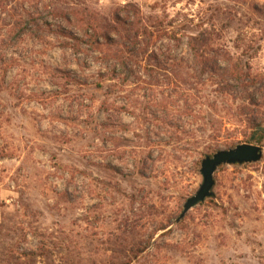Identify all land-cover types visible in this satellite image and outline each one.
Masks as SVG:
<instances>
[{
    "label": "rangeland",
    "instance_id": "1",
    "mask_svg": "<svg viewBox=\"0 0 264 264\" xmlns=\"http://www.w3.org/2000/svg\"><path fill=\"white\" fill-rule=\"evenodd\" d=\"M0 264H264V0H0Z\"/></svg>",
    "mask_w": 264,
    "mask_h": 264
},
{
    "label": "water",
    "instance_id": "2",
    "mask_svg": "<svg viewBox=\"0 0 264 264\" xmlns=\"http://www.w3.org/2000/svg\"><path fill=\"white\" fill-rule=\"evenodd\" d=\"M261 158L262 148L249 144L237 145L232 149L220 150L211 156H205L200 162L202 182L195 194L185 201L182 212L175 223H178L193 207L213 195L214 173L220 166L252 164L259 162Z\"/></svg>",
    "mask_w": 264,
    "mask_h": 264
},
{
    "label": "trees",
    "instance_id": "3",
    "mask_svg": "<svg viewBox=\"0 0 264 264\" xmlns=\"http://www.w3.org/2000/svg\"><path fill=\"white\" fill-rule=\"evenodd\" d=\"M72 15H74L75 16V14H72ZM64 19H65V21H67V22H69L70 21V19L68 18V17H64ZM75 23L77 24V25H80L81 23H82V20H77L76 19V21H75ZM197 39H189L188 40V42H187V47L190 49V50H194L195 51V49L197 48ZM201 44L203 43V42H200ZM195 56H196V54H194ZM245 75V77H243L242 79H240L242 82H245V81H247V82H251V79H250V76L248 75V74H244ZM249 85V84H248ZM248 85H246V87H248ZM260 144H261V141H260Z\"/></svg>",
    "mask_w": 264,
    "mask_h": 264
}]
</instances>
